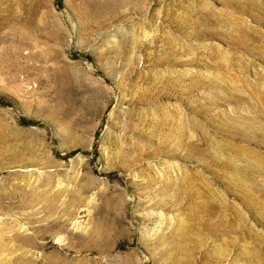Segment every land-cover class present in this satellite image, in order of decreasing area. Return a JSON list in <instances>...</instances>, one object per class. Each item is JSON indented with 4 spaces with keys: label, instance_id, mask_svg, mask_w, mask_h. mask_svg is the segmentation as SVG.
Listing matches in <instances>:
<instances>
[{
    "label": "rangeland",
    "instance_id": "obj_1",
    "mask_svg": "<svg viewBox=\"0 0 264 264\" xmlns=\"http://www.w3.org/2000/svg\"><path fill=\"white\" fill-rule=\"evenodd\" d=\"M0 264H264V0H0Z\"/></svg>",
    "mask_w": 264,
    "mask_h": 264
}]
</instances>
